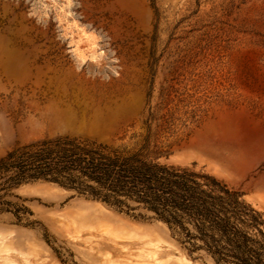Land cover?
Returning <instances> with one entry per match:
<instances>
[{
	"label": "rangeland",
	"instance_id": "1",
	"mask_svg": "<svg viewBox=\"0 0 264 264\" xmlns=\"http://www.w3.org/2000/svg\"><path fill=\"white\" fill-rule=\"evenodd\" d=\"M77 27L96 36L85 56ZM148 133L160 161L264 212V0H0V158L59 136L136 150ZM130 204L44 179L2 191L0 264H214Z\"/></svg>",
	"mask_w": 264,
	"mask_h": 264
},
{
	"label": "trees",
	"instance_id": "2",
	"mask_svg": "<svg viewBox=\"0 0 264 264\" xmlns=\"http://www.w3.org/2000/svg\"><path fill=\"white\" fill-rule=\"evenodd\" d=\"M114 147L59 136L0 158V192L44 179L130 211L137 206L165 222L190 254L214 264H264V212L206 172L159 160L148 148Z\"/></svg>",
	"mask_w": 264,
	"mask_h": 264
},
{
	"label": "bare ground",
	"instance_id": "3",
	"mask_svg": "<svg viewBox=\"0 0 264 264\" xmlns=\"http://www.w3.org/2000/svg\"><path fill=\"white\" fill-rule=\"evenodd\" d=\"M75 24V23H74ZM77 24V22H76ZM73 26V25H72ZM72 31V30H71ZM75 34V33H74ZM77 39L76 42L77 43V48L79 49V53L82 56H85L87 54V52H92L95 49V44H96V36L94 33L92 32H88L85 28L81 27H77ZM82 46L86 47L84 49H82ZM76 49V50H78ZM75 50V51H76ZM189 263H191V261H188Z\"/></svg>",
	"mask_w": 264,
	"mask_h": 264
},
{
	"label": "water",
	"instance_id": "4",
	"mask_svg": "<svg viewBox=\"0 0 264 264\" xmlns=\"http://www.w3.org/2000/svg\"><path fill=\"white\" fill-rule=\"evenodd\" d=\"M58 126L61 129L65 130V131H74V130L80 131V129L76 128L71 123V121L69 120V117L68 116H62L61 119H60V122H59Z\"/></svg>",
	"mask_w": 264,
	"mask_h": 264
}]
</instances>
